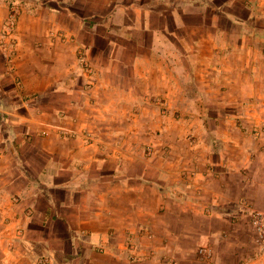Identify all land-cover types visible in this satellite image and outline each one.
Wrapping results in <instances>:
<instances>
[{
    "label": "crops",
    "instance_id": "0c3cea01",
    "mask_svg": "<svg viewBox=\"0 0 264 264\" xmlns=\"http://www.w3.org/2000/svg\"><path fill=\"white\" fill-rule=\"evenodd\" d=\"M263 207L264 0H0V264H253Z\"/></svg>",
    "mask_w": 264,
    "mask_h": 264
},
{
    "label": "built area",
    "instance_id": "2783aa9c",
    "mask_svg": "<svg viewBox=\"0 0 264 264\" xmlns=\"http://www.w3.org/2000/svg\"><path fill=\"white\" fill-rule=\"evenodd\" d=\"M9 24L6 26L5 31L8 33V31H12L14 28V21L16 18V13H13L10 17ZM13 55V51L9 52V56L11 57ZM79 64L82 70L86 72H91L89 64L85 61L84 57L82 55L79 56ZM16 84L19 89H22V82L20 79L16 78ZM58 132L61 134V136H69L72 134H75V130H73L70 127L67 126H60L58 127ZM254 134H258L257 131H255ZM87 138L90 140V135H87ZM250 220L252 227L255 230L256 233V240H257V252L252 258L253 264H264V207L260 210H252L250 213ZM134 249V248H133ZM136 258H140L137 256V254H134ZM197 258L201 262L204 263H211L213 258V251L211 247L208 245H200L197 249ZM39 264H48L49 261L47 258H39L38 259ZM245 264V263H240Z\"/></svg>",
    "mask_w": 264,
    "mask_h": 264
},
{
    "label": "rangeland",
    "instance_id": "374dc122",
    "mask_svg": "<svg viewBox=\"0 0 264 264\" xmlns=\"http://www.w3.org/2000/svg\"><path fill=\"white\" fill-rule=\"evenodd\" d=\"M77 55H78V61H79V56L80 55H82L83 57H84V59H85V61L89 64V66H90V69H91V72H86V71H84L85 73H87V74H92L93 73V66L91 65V63L86 59V57H85V54H84V52H83V50L80 48L78 51H77ZM80 65V64H79ZM82 69V68H81ZM15 83H16V81H14ZM17 85V84H16ZM23 87V86H22ZM18 88V87H17ZM19 89V88H18ZM23 89V88H22ZM22 89H19L20 91L22 90ZM63 115H62V117H65L66 115H65V113H62ZM255 131H257V132H259V130L258 129H255L254 131H252L253 133H255ZM256 135V134H255ZM204 245H208V244H204ZM200 246V245H199ZM198 246V247H199ZM209 247H210V245H208ZM198 249V248H197ZM138 257H140L139 255H137ZM47 258L48 259V261H49V257L47 256V255H39V256H37V258H36V264H39V262H38V259L39 258ZM133 257H135V256H133ZM136 258V257H135ZM49 264V263H48Z\"/></svg>",
    "mask_w": 264,
    "mask_h": 264
}]
</instances>
